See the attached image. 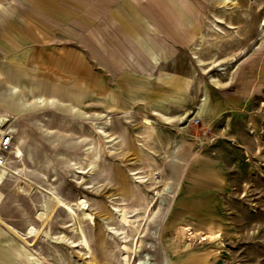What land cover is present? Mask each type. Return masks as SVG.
<instances>
[{
  "label": "rangeland",
  "instance_id": "374dc122",
  "mask_svg": "<svg viewBox=\"0 0 264 264\" xmlns=\"http://www.w3.org/2000/svg\"><path fill=\"white\" fill-rule=\"evenodd\" d=\"M79 1L0 0V264H264V0Z\"/></svg>",
  "mask_w": 264,
  "mask_h": 264
},
{
  "label": "crops",
  "instance_id": "0c3cea01",
  "mask_svg": "<svg viewBox=\"0 0 264 264\" xmlns=\"http://www.w3.org/2000/svg\"><path fill=\"white\" fill-rule=\"evenodd\" d=\"M12 1V0H11ZM14 1V0H13ZM133 3H136V5H139L140 2L143 0H130ZM83 0L79 1L78 6H82L84 3H82ZM139 2V3H138ZM15 3H17V0H15ZM151 3V9H156V12L153 13H149V14H157V17L152 16V20H150V24L152 26L153 29L156 30H163V31H167L168 28V24H167V19H166V15L164 13V7L163 5H161V0H156L150 1ZM142 6V5H141ZM141 6L138 7V9L145 15V10L141 9ZM105 9V6H104ZM91 16H94V14H90ZM146 18H148L147 15H145ZM91 19H93V17H90ZM82 18L79 19V22H82ZM62 22H64L63 24L66 26L65 28H67L65 30V37L64 39H73L76 40L79 43L84 44V46H86L89 50H91L92 52H95L96 50H99V48L97 47V44H95L94 42L98 41L99 43L103 42L105 46H112V42L111 40L113 39H109L106 36V33L103 35L101 33V35L92 36V42L87 45V43H85V41L81 40L80 37H78V35L75 33V38L73 37V34H70V32H74L73 31V27L70 25H67V19H63ZM76 25V24H75ZM82 25V23H81ZM54 26L56 27L57 25L54 24ZM76 27L78 28V26L76 25ZM85 27V26H84ZM87 29V26H86ZM98 31L99 33L102 32L100 28L96 27L95 31ZM88 31V29H87ZM114 33L119 35L122 39L123 42H119L120 48L119 49H115V55L113 57V60L116 62L117 65L120 66H125L128 69H131L133 71H135L136 73L139 74H144L147 75V71L148 70H152L154 68H156V66L158 65L159 61L158 58L156 57V55L152 54L149 52V49L147 50V47H149V44L151 42V40L149 38H147L146 36H143V34L141 32H139V29L135 26V24L129 20L126 16H123V20L121 21V23L115 27L113 29ZM2 33V31H1ZM112 33V34H114ZM89 34H91V32H89ZM114 38H119L116 37L115 35H113ZM3 38H5V40L10 41L9 46L11 47V36H8V38L6 39V35H3ZM93 38H95L94 42H93ZM11 44V45H10ZM163 49V47H162ZM158 51H161V48H157L156 53ZM91 57L94 58V54H91ZM15 60V61H14ZM6 62H9V64H12L13 62H16V58L12 60L9 59V61L7 60ZM100 65L101 63L98 62ZM96 62V64H98ZM12 99H15L13 96H17L15 93H17L16 91L12 92Z\"/></svg>",
  "mask_w": 264,
  "mask_h": 264
},
{
  "label": "built area",
  "instance_id": "2783aa9c",
  "mask_svg": "<svg viewBox=\"0 0 264 264\" xmlns=\"http://www.w3.org/2000/svg\"><path fill=\"white\" fill-rule=\"evenodd\" d=\"M11 145H12V135L9 133V130L5 129L3 134L0 135V167H2L5 164L6 161L5 154L8 153V151L11 148Z\"/></svg>",
  "mask_w": 264,
  "mask_h": 264
},
{
  "label": "bare ground",
  "instance_id": "6f19581e",
  "mask_svg": "<svg viewBox=\"0 0 264 264\" xmlns=\"http://www.w3.org/2000/svg\"><path fill=\"white\" fill-rule=\"evenodd\" d=\"M8 122V120H6V118H4L3 116H0V131H1V129L3 128V126L6 124ZM96 130H98V129H96ZM13 131L14 130H10L9 131V133H13ZM2 133L1 134H3V131H1ZM98 133H100V135L101 136H103L104 138H108L107 136H106V134H105V132H104V130H101V131H99ZM0 134V135H1ZM12 154V153H11ZM6 162V161H5ZM5 165V164H4ZM3 165V166H4ZM88 168V167H87ZM143 181H140V183H142ZM160 208V207H159ZM158 208V209H159ZM139 231V230H138ZM134 233H135V230H132V234L134 235ZM117 235H122V237H120V239L122 240V243H125L126 242V238H128L129 236L128 235H125V236H123L124 235V233H120V234H117ZM210 239H215V238H218V235H216V236H213V237H211V236H208ZM138 261V260H137ZM140 262H141V260H140ZM140 264V263H139Z\"/></svg>",
  "mask_w": 264,
  "mask_h": 264
}]
</instances>
